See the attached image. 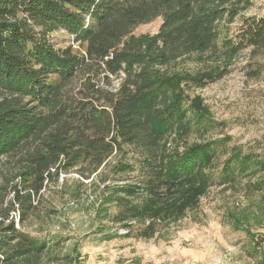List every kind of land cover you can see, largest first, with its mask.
Here are the masks:
<instances>
[{
  "label": "trees",
  "instance_id": "1",
  "mask_svg": "<svg viewBox=\"0 0 264 264\" xmlns=\"http://www.w3.org/2000/svg\"><path fill=\"white\" fill-rule=\"evenodd\" d=\"M250 6V0H0V90L27 99L0 107V158L16 161L19 182L10 187L16 201L21 191L39 194L54 176L81 164L96 172L125 146L144 164L151 198H162L155 193L165 189L180 203L178 216L195 205L213 183L208 170L221 142L192 144L174 153L162 150L159 144L171 132L188 134L212 127V121L198 103L187 118L178 96L161 106L177 82L160 70L192 55L218 58L222 52L231 60L245 50L264 51V18H243L234 37L221 38ZM86 15L91 19L87 26ZM156 19L161 23L155 34H134ZM59 31L84 42V54L56 48L51 36ZM226 74L219 68L201 78L217 81ZM257 173H264L263 161L233 151L218 180L232 185L238 176ZM250 185L260 190L264 178ZM111 203L123 207L118 222L163 216L151 210L164 204L131 206L116 197ZM256 242L262 245L264 235ZM44 250V243L17 232L14 222H0V264H30Z\"/></svg>",
  "mask_w": 264,
  "mask_h": 264
},
{
  "label": "rangeland",
  "instance_id": "2",
  "mask_svg": "<svg viewBox=\"0 0 264 264\" xmlns=\"http://www.w3.org/2000/svg\"><path fill=\"white\" fill-rule=\"evenodd\" d=\"M250 2L221 38L234 37L243 18H264V0ZM160 23L156 19L140 25L134 34L153 35ZM51 40L56 48L70 47L73 53L84 54L85 43L75 42L64 31L54 33ZM221 53L218 58L210 54L184 57L160 70L177 82L176 91L163 95L161 106L178 96L187 118L189 108L198 103L212 121V127L193 128L188 134L171 132L159 144L162 150L174 153L192 144L221 142L208 170L212 185L180 216L179 201L166 195L165 189L155 193L162 198L147 194L151 188L144 185L145 166L138 153L125 146L96 172L89 173L81 164L54 176L39 194L21 191L19 202L10 189L19 182L16 161L0 158V222L12 221L17 232L45 244L44 252L30 264H259L264 243L259 245L256 237L264 235V188L253 189L250 184L260 183L264 173L238 176L232 185L220 183L218 177L233 151L264 162V51L254 55L245 50L231 60ZM219 68L227 69L223 78H201ZM254 71L260 75L255 77ZM26 100L0 90L1 108ZM119 164L133 169L121 171ZM122 188H128L129 195ZM114 197L138 207L164 204L151 210V214L162 212L163 216L118 222L116 216L123 207L109 204Z\"/></svg>",
  "mask_w": 264,
  "mask_h": 264
},
{
  "label": "built area",
  "instance_id": "3",
  "mask_svg": "<svg viewBox=\"0 0 264 264\" xmlns=\"http://www.w3.org/2000/svg\"><path fill=\"white\" fill-rule=\"evenodd\" d=\"M89 17H90V15H87L86 17H85V26H87L90 22H89Z\"/></svg>",
  "mask_w": 264,
  "mask_h": 264
}]
</instances>
